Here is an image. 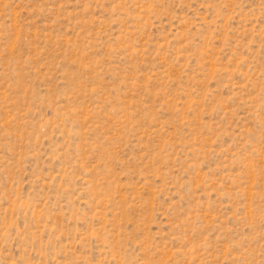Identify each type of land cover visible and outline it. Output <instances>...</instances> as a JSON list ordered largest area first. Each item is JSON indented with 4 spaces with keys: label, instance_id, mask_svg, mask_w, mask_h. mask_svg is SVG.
Segmentation results:
<instances>
[{
    "label": "rangeland",
    "instance_id": "1",
    "mask_svg": "<svg viewBox=\"0 0 264 264\" xmlns=\"http://www.w3.org/2000/svg\"><path fill=\"white\" fill-rule=\"evenodd\" d=\"M0 264H264V0H0Z\"/></svg>",
    "mask_w": 264,
    "mask_h": 264
}]
</instances>
